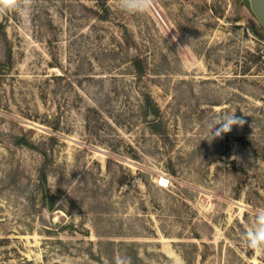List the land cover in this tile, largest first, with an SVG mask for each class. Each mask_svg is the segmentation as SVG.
I'll return each mask as SVG.
<instances>
[{
  "label": "rangeland",
  "instance_id": "374dc122",
  "mask_svg": "<svg viewBox=\"0 0 264 264\" xmlns=\"http://www.w3.org/2000/svg\"><path fill=\"white\" fill-rule=\"evenodd\" d=\"M243 124L215 136L209 121ZM264 29L246 0H32L0 15V264H264Z\"/></svg>",
  "mask_w": 264,
  "mask_h": 264
},
{
  "label": "clouds",
  "instance_id": "9594fccd",
  "mask_svg": "<svg viewBox=\"0 0 264 264\" xmlns=\"http://www.w3.org/2000/svg\"><path fill=\"white\" fill-rule=\"evenodd\" d=\"M155 0H117L118 8L127 14H145L154 7ZM32 0H0V15L9 11H15L21 15L31 10ZM243 124V120L235 117V112L224 113L212 118L208 123L210 135L216 125L221 127L215 132V136L231 131L233 125ZM253 223L241 233L244 245L253 253L264 254V208L254 211ZM117 264H132L130 257H122Z\"/></svg>",
  "mask_w": 264,
  "mask_h": 264
},
{
  "label": "water",
  "instance_id": "95a60500",
  "mask_svg": "<svg viewBox=\"0 0 264 264\" xmlns=\"http://www.w3.org/2000/svg\"><path fill=\"white\" fill-rule=\"evenodd\" d=\"M246 3L258 24L264 29V0H246Z\"/></svg>",
  "mask_w": 264,
  "mask_h": 264
}]
</instances>
